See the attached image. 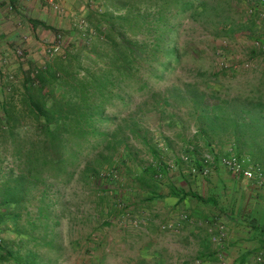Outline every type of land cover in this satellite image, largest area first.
I'll list each match as a JSON object with an SVG mask.
<instances>
[{"label":"trees","instance_id":"16d2710c","mask_svg":"<svg viewBox=\"0 0 264 264\" xmlns=\"http://www.w3.org/2000/svg\"><path fill=\"white\" fill-rule=\"evenodd\" d=\"M73 3L84 25L65 34V57L47 59L42 65L28 59L26 68L19 69L18 86L0 84V264H60L62 247L55 230L60 223V186L82 181L88 191L85 200L102 209L107 225L111 187L118 184L113 178L117 171L130 170L127 139L134 136L145 142L147 136L135 119L123 120L110 131L113 117L107 110L117 102L127 106L135 94L149 98L143 105L153 111L169 104L190 105V115L200 122L202 144L214 150L218 140L231 143L221 139L222 134L231 135L232 152L261 171L264 182V83L243 99L212 105L206 91L214 95L218 77L227 70L234 74L236 66H212V57L231 52L211 45L209 72L197 70L202 89L197 82L168 84L181 64L204 57L205 51L191 39H180L185 20L214 40L236 42L245 34L243 38L257 46L249 49L250 56L257 51L264 55V33L254 35L257 23L264 24L262 0ZM148 149L151 163L141 167L130 184L147 191L152 200L157 172L169 169L153 148ZM188 152L196 153L193 147ZM7 159L12 166H3ZM194 163L199 170L201 165ZM123 211L122 207L120 214Z\"/></svg>","mask_w":264,"mask_h":264},{"label":"rangeland","instance_id":"374dc122","mask_svg":"<svg viewBox=\"0 0 264 264\" xmlns=\"http://www.w3.org/2000/svg\"><path fill=\"white\" fill-rule=\"evenodd\" d=\"M60 5L64 9L63 14L56 13L54 10L51 12L61 20L68 14H66L67 9L63 0L60 1ZM68 13L71 14L70 12ZM75 18L76 15L73 16L71 14L69 19H71L72 24H70L69 20L63 30L58 28L53 31L49 34L48 40L40 43L38 48L32 49L30 55H28L29 51L25 50V48L21 57L15 55V48L5 49L7 55H0V75L2 76L0 84L9 82L18 86L21 80L19 69L20 67L26 68L27 60L30 58L40 65L45 63L47 59L49 60L50 58L42 53L43 46L45 43L52 41L57 33L66 36L67 32L80 31L81 27L77 25L80 22L79 18ZM80 19L82 20V18ZM257 25L258 28H256L254 35L264 33V24L260 21ZM244 35L241 34L236 39V42L223 39L214 40L209 38L208 33L204 32L198 25L190 21H183L180 39H191L195 47L199 51H205V53L203 54L204 57L195 63L181 64L176 72L177 76L170 78L168 84L170 85L173 82H179L180 85L199 83L202 80V76H199L197 70L205 74L209 72L207 57L211 54L210 46H223L228 47L231 52L228 53L230 56L225 54L226 57H212V66L218 69L222 67L221 63H226L227 66L233 64L236 69L233 72L234 74L227 70L224 76L218 77L220 82L219 85H214V89L217 90L214 95L210 97V91H206L209 102L212 105L223 104L234 98L243 99L247 95H252V91L256 90L255 85L259 82L264 83V55L259 54L260 52L257 51L255 56H250L249 49L252 46L256 49L257 46L256 43H251L243 38L245 37ZM71 36H76V34L73 33ZM67 40L64 37L65 43ZM211 42L213 43L211 44ZM186 60L188 61L189 59ZM229 60L231 62L228 63ZM199 87L202 89L204 86L199 83ZM146 99L140 94H135L127 106H122L120 102H117L115 106L107 110V114L113 117V124L108 126L110 131L121 124L123 120L130 122L131 119H135L139 120L140 127L147 133L145 142L134 136H129L127 139V146L132 153V158L127 161V169L130 170L117 171L116 176L113 178L118 179V184L115 187H111L113 192L109 195L111 202L108 203L110 214L107 219V225L104 224V217L101 216L102 209H94V205L89 200H85L84 196L88 195V191L82 181L59 187V191L62 194V200L57 205L60 223L55 227V230L59 234L58 242L62 247L63 257L60 264H158L161 262V258L171 259V257L148 256L138 253V247L142 246L140 233L144 231V228L139 220L133 223L134 219L131 216L136 210L137 212L134 214L139 216L140 208L133 209L130 215L128 206L134 203L139 207L145 201V195L142 191L132 187L130 183L134 175L139 172V169L148 166L152 161L148 146L157 152L169 171H174L179 164L174 163V159L177 157H179L183 165L186 164L188 166L192 157L203 160L205 154L210 157H212V154L200 140L202 137L199 132L197 133L200 122L190 115L192 112L190 105L181 103L169 104L164 108L153 111L149 106L143 105ZM169 102L172 103L170 100ZM169 115L172 118H169ZM222 137L228 138L231 143L233 142L229 134H222L220 138L222 139ZM218 141L214 148L220 153L231 144H220ZM190 147H193L195 154L188 152L189 149L191 150ZM184 157H188L187 162L183 160ZM6 165L8 167L12 166L10 159L4 162L3 166L7 167ZM179 166L182 167L181 164ZM104 172L102 174H105ZM113 174H115L114 171ZM104 204L106 205L107 203L104 201ZM122 207L124 211L123 214H120ZM161 230L164 231V229ZM131 233H136L139 238H134V245L129 247L128 244L130 242L127 235ZM162 262L163 264H170L172 259L167 263ZM218 264H222V262L218 261ZM224 264H228V260H225Z\"/></svg>","mask_w":264,"mask_h":264},{"label":"crops","instance_id":"0c3cea01","mask_svg":"<svg viewBox=\"0 0 264 264\" xmlns=\"http://www.w3.org/2000/svg\"><path fill=\"white\" fill-rule=\"evenodd\" d=\"M73 2L63 0L68 16L60 20L44 0H0V55H7L5 49L17 46L30 55L53 31L63 30L69 20L72 24L71 14L78 17ZM8 5L12 7L10 12ZM22 35L29 37L27 41L21 40ZM209 152L213 159L206 164L204 159L192 157L187 166L175 158L174 163L179 162L182 167L178 164L174 171L157 172L155 197L150 200L152 195L143 190L145 201L139 207L134 203L127 207L130 215L133 209L140 208L139 216L134 214L137 210L131 216L133 223L139 220L144 228L138 253L171 257L170 264H218L219 253L228 264H264V182L259 187L254 180L234 175L223 167L219 159L226 150ZM194 161L201 165L199 170ZM193 166L196 173L191 172ZM203 169H208L207 174L201 173ZM219 228L225 237L217 244L212 237L217 236ZM127 236L129 247L134 245V238H139L136 233ZM258 255L263 262L257 260ZM171 259L161 258L159 263Z\"/></svg>","mask_w":264,"mask_h":264},{"label":"built area","instance_id":"2783aa9c","mask_svg":"<svg viewBox=\"0 0 264 264\" xmlns=\"http://www.w3.org/2000/svg\"><path fill=\"white\" fill-rule=\"evenodd\" d=\"M21 1L24 3H29L31 0H21ZM44 1L46 2V4L51 10H54L56 13H59V14L64 13V9L60 5L61 0H44ZM262 1L264 2V0ZM6 9L8 12L12 11V7L10 5H8ZM79 21H80L78 23L80 24L79 27H83L84 25L83 20H79ZM20 24L18 23L19 26H21ZM27 27L28 29H30L29 25ZM27 39H28L27 35L21 36L22 41H26ZM23 51L24 50L21 46H17L15 48L14 53L16 56L21 57L23 55ZM42 53L44 54V56L48 58H53V57H63L64 58L65 53H66V43L64 41V36L60 33H57L52 41L45 43V45L43 46ZM215 150H216L215 154H218L217 149ZM203 159L206 164L212 161L213 157H210L209 155H204ZM183 160L187 162L188 157H184ZM219 163L234 175L241 176L247 180H254L259 187L263 184L261 171H259L253 165H251L250 162L246 158H240L236 156L232 152L230 147L226 149L225 154L220 156ZM191 172L192 173L197 172L195 167L192 168ZM207 172H208V169H203L201 173L205 175L207 174ZM217 233H218L217 236L212 237V242L220 244L224 240L225 233L222 228H219L217 230ZM217 258H218V261L224 264L225 260H224V256L222 253H219ZM261 259H262L261 255H258L257 260L263 262V260Z\"/></svg>","mask_w":264,"mask_h":264}]
</instances>
